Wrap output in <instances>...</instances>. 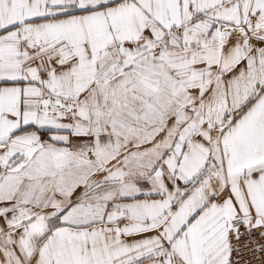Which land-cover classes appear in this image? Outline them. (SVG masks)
I'll return each mask as SVG.
<instances>
[{
    "label": "snow or ice",
    "instance_id": "obj_1",
    "mask_svg": "<svg viewBox=\"0 0 264 264\" xmlns=\"http://www.w3.org/2000/svg\"><path fill=\"white\" fill-rule=\"evenodd\" d=\"M0 264H264V0H0Z\"/></svg>",
    "mask_w": 264,
    "mask_h": 264
}]
</instances>
